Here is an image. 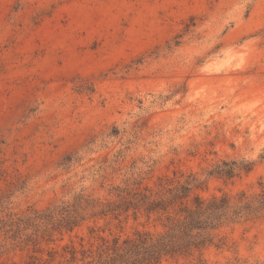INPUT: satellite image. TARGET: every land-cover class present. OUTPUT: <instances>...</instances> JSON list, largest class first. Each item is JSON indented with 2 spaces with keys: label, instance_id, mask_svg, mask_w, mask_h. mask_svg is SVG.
<instances>
[{
  "label": "rangeland",
  "instance_id": "374dc122",
  "mask_svg": "<svg viewBox=\"0 0 264 264\" xmlns=\"http://www.w3.org/2000/svg\"><path fill=\"white\" fill-rule=\"evenodd\" d=\"M182 187L229 208L152 264H264V0H0V264H135Z\"/></svg>",
  "mask_w": 264,
  "mask_h": 264
},
{
  "label": "trees",
  "instance_id": "16d2710c",
  "mask_svg": "<svg viewBox=\"0 0 264 264\" xmlns=\"http://www.w3.org/2000/svg\"><path fill=\"white\" fill-rule=\"evenodd\" d=\"M168 192V198L148 201V196L143 195L141 199L143 203L148 204L149 212L158 210L168 212L167 219L170 222L168 230L149 244L147 234H141L138 241H125L128 245L123 249L116 243L112 248L115 256L111 263H115L117 259H126V255L130 254L141 256L135 259V264H152L159 262L164 255H192L195 251L201 252L208 243H213L209 230L216 228L220 219L226 215L229 208L228 198H214L206 202L197 196L194 203L189 205L184 202V198L189 195L188 188H170ZM177 205L178 209L175 207ZM170 208H174L171 213ZM173 212L175 214H172ZM240 212L241 210H238L234 214Z\"/></svg>",
  "mask_w": 264,
  "mask_h": 264
}]
</instances>
